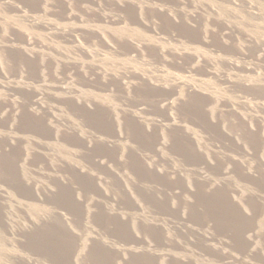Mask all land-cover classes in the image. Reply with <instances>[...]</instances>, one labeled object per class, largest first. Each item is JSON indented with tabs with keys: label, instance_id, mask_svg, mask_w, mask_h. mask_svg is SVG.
I'll return each mask as SVG.
<instances>
[{
	"label": "rangeland",
	"instance_id": "1",
	"mask_svg": "<svg viewBox=\"0 0 264 264\" xmlns=\"http://www.w3.org/2000/svg\"><path fill=\"white\" fill-rule=\"evenodd\" d=\"M0 264H264V0H0Z\"/></svg>",
	"mask_w": 264,
	"mask_h": 264
}]
</instances>
